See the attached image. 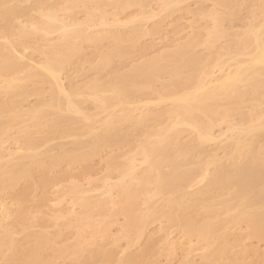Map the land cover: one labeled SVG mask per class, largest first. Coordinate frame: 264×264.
Wrapping results in <instances>:
<instances>
[{
  "label": "bare ground",
  "instance_id": "6f19581e",
  "mask_svg": "<svg viewBox=\"0 0 264 264\" xmlns=\"http://www.w3.org/2000/svg\"><path fill=\"white\" fill-rule=\"evenodd\" d=\"M188 1H160L157 15L192 13L194 31L172 51H155L151 45L140 47L142 38L159 33V27H145L154 13L122 18L132 8L145 11L152 5L147 0H0V145L12 133L18 145L9 152L0 146V195L28 184L19 194L13 190L15 195H9L16 205L15 224L28 230L27 237L33 235L26 217L38 214L33 210L48 200L45 196L36 207L28 204L37 190L64 180L67 171L57 172L62 166L84 165L104 150L133 146L143 137L126 163L119 161L121 157L110 160L108 176L117 179L110 182L107 176L102 197L78 185L68 189L73 206L81 210L64 209L58 217L69 221L75 245L57 248L48 232L34 235L35 243L28 245L21 242L22 236L17 238L15 225L6 230L0 222V263L55 264L60 258L68 264L157 261L154 239L139 252L124 251L121 257L97 245L118 217L125 219L122 230L128 248L136 246L149 226L164 220L196 238L204 252L197 263L196 248L177 245L184 254L182 264L264 261L263 251L244 244L239 255L229 256L237 227H246V238L264 242V0H204L213 8L192 12L184 6ZM110 7L116 12L108 13ZM242 10L249 11L248 22L239 31L228 29ZM81 12L84 18L78 19ZM21 17H28V25ZM228 23L231 27L226 28ZM221 41L228 43L226 48ZM86 45L98 50V58L83 60ZM199 47L208 50L207 57L196 52ZM28 49L30 56L25 55ZM152 50L158 51L154 57ZM148 51L151 57L126 66L137 53L146 56ZM92 58L98 59L95 64ZM79 59L92 62L94 77L89 73L91 81L85 84L72 77L75 70L80 76L89 72L82 70ZM32 96L38 100L26 109ZM187 135L191 140L184 142ZM208 144L213 145L211 152ZM44 168L57 172L56 178L45 173L39 177L37 170ZM196 182L204 188L193 191ZM10 213L5 209L6 216ZM174 255L170 249L168 257Z\"/></svg>",
  "mask_w": 264,
  "mask_h": 264
},
{
  "label": "rangeland",
  "instance_id": "374dc122",
  "mask_svg": "<svg viewBox=\"0 0 264 264\" xmlns=\"http://www.w3.org/2000/svg\"><path fill=\"white\" fill-rule=\"evenodd\" d=\"M51 1L53 2V0H51ZM160 1H162V0H147V2L152 4V5L149 8H147L145 11L138 9V8H132V9L128 10L127 12H125L122 15L123 16L122 18L124 20H126V19H129V18L136 16V18L139 19L142 17L150 16L152 13H154L153 15H155V16L153 18H151L148 22H146L145 27L147 30H149V29L154 30V29L159 27L160 28L159 33L155 34V36L142 38L141 43H140L141 46L140 45L139 46L141 48H143L144 46L147 47V46L151 45L154 47L155 51L156 50H160V51L171 50L172 51L174 48H176L175 46L178 45V43L180 44L184 40L187 41L189 39V37L192 35V33L194 31V28H193L194 16L192 15V13L184 12V11L173 13L169 17H167V15L165 13H161V12L159 13V15H157L159 12L158 5L160 4ZM56 2H57V0H56ZM63 2H65V0H63ZM184 6L187 7V9L191 12L196 11L197 9H199V7H204L207 10H210L213 8V4L211 2L204 1V0H189L187 3L184 4ZM110 8H108V13L116 12L115 11L116 9H113V8L110 9ZM30 14L31 15H33V14L38 15L37 13L32 14L31 12H30ZM36 15H34V17ZM82 15H83V13L79 14V15L76 14L77 18L79 17L78 19L84 18ZM238 15H239L238 19H236L232 23V26L234 24L235 27L233 26V28H232L230 26L231 25L230 23L225 24V27L226 28L231 27L228 29H234L235 31L241 30L243 24H245V22H248L247 20H249V19H247V18H249V11L248 10L247 11L246 10L239 11ZM24 18H28V17L22 18V20L24 22L21 21V19H20V21L25 24L27 21H25L26 19H24ZM199 19H200L201 23H204V19L202 18V16H200ZM26 24L28 25V23H26ZM55 35L56 34H54V37H56ZM57 36H59V35L57 34ZM50 37H51L52 41H54L53 39H55V41H56V38H57V41H59L58 37H56V38H54L52 36H50ZM55 41L52 43H55ZM225 41L219 42L221 47L222 46H225V48L227 47L228 43ZM38 43L40 45L41 44L44 45L45 42L43 43V41L40 40ZM40 45H37V43H36V46H40ZM167 45H170V48L169 47L167 48ZM171 45H174V46H171ZM197 49H196L197 50L196 52L199 53L200 55L205 56V54H206V57H207V54H209V52H206L208 50H204L203 47H199ZM155 51H153V53H151L152 57H154L153 55H155L158 52L157 51L156 53H154ZM31 53H32L31 49H28L25 51L26 56H30ZM98 54H99L98 50H96L94 46L86 45L84 48V57H83L84 59L83 58L82 59L85 60V57H86V59H89L88 61H91L90 57L92 56L94 58L95 57L98 58L97 57ZM147 54L148 55L145 54L146 56H144V54L141 52L137 53L133 57V59L128 61L129 64H127L128 62H126V64H127L126 66H128L130 64L133 65L136 62H137V64H139L142 62L141 60H145L144 58L151 57L149 51L147 52ZM34 57L37 58L36 55ZM37 59H40V57ZM92 60H93V58H92ZM94 60H98V59H94ZM94 60H93V64H95ZM88 61H86V62H88ZM83 62H85V61H83ZM83 62L81 61V63H82L81 66H83L82 70H83V68L84 69L88 68L89 69V70L87 69V71H89L88 74L92 73L90 71V68H89L90 63H92V62H89V65H87V63L85 64ZM78 64H79V61L76 64V66L80 65V64L79 65ZM134 65H136V64H134ZM86 66H88V67H86ZM131 66H129V67H131ZM126 68L128 69V67H126ZM74 69H76V68H74ZM73 71L74 70L70 71V74ZM75 72H76V70H75ZM75 72L73 73L72 77L76 80L75 82H78V83L85 84V82H87L88 80L91 81L90 80L92 78L91 76L94 77L93 73L91 76H90V74L89 75L86 74L87 75L86 76L85 72H84L83 74L85 76H80V75L76 74L77 72L76 73ZM68 74L69 73H67V75ZM67 75H65V76H67ZM216 75H219V72H217ZM165 76L167 77V78L165 77V80H168L169 77L167 75H165ZM163 78H164V76H163ZM65 81L68 82L69 80L66 78ZM82 84H80V85H82ZM152 98H153V96H152ZM37 100H38L37 97H34V96L29 97L27 102L25 103L26 109L31 104L35 105ZM190 136H188V135H187V137L185 136V138H184L185 140H183V141L189 142V140H191ZM15 138H16V134L12 133L11 136L8 139H6L0 146L4 150H8L6 152L17 149L18 145L15 142ZM142 138L143 137H137L133 146H128L127 144L126 145L122 144V146L119 145V146H117L118 148H115L113 150L112 149H109L106 151L104 150V152L101 153V155L93 158L91 161H89L87 163H84V165L80 166L78 164V166H75V167H72V165L71 166L64 165L60 168V170L62 172L59 170L58 171L55 170L58 173L59 172L63 173L64 171L65 172L67 171V173L69 174V175L68 174L67 175L69 177H67L66 173L64 172L66 175L65 177H67L66 179L64 177V180H62V181L57 180L59 183L58 182L56 183V181H55V184H57V185H54V186L50 185V187L47 188V190L46 189L44 190V191H46L45 193H44L43 189H42V191H41V189H39L32 196L33 199H32V202L28 204L29 207L33 206V205L36 207L37 206L36 203L41 201L42 197H45V196L47 197L48 202L41 205L40 209L38 207L37 209L33 210V213L35 210H37L38 214L35 211L36 214L34 213L35 214L34 216H32L33 214L31 213V216L29 214L26 217L27 220H26L25 224L28 226L32 225L31 227L29 226L30 227L29 230H31V228H32L30 233H32V235L34 236V235H40L43 232H48L50 235H52V237L56 238L57 248H63L66 246L75 245L77 242L75 231L72 228H69V226L67 225L66 221H68V220L65 221L64 219H62V220H64V221H62L61 219L59 220V217H58L59 215H61V216L63 215L62 212L64 213V209H65V212L68 210L74 209L75 210V212L73 211L74 213H78L81 210L80 208H78V206L77 207L73 206L75 199H73V195L70 194V191L68 189L72 188L75 185H78L83 191L84 190L90 191L91 189H93V192H91V193L89 192V194H91L92 196L102 197L103 196L102 194L104 192V189L102 187V182L106 180V178L109 174L108 169H109L110 160L113 157H121V158H119V161L126 163V160L129 156V154L131 152H133L137 146H139ZM54 143H55V141L53 142V144ZM53 144L51 143V145H53ZM47 148H48L47 150H49L50 147L48 146ZM44 149L46 150L45 147H44ZM44 149L42 152L45 151ZM212 149H213V145L208 144L206 147L207 152H211ZM51 150H52V152H54V150L52 148H51ZM51 150H50V152H51ZM52 152H51L52 155L56 154V152H54V154ZM45 157H47V156L45 155ZM50 157H51V155H49V157H48L49 160H50ZM48 158H44V160H46ZM40 170L41 169L37 170V172L39 174L37 172L35 174H38L40 177V176H44L43 174L45 173L47 175V177L52 178V180H53V178H56L55 175L58 174L57 172H54L53 170H52L53 172H51L50 170H48L46 168H44L41 171ZM40 173H41V175H40ZM35 176H37V175H35ZM34 179H36V178H34ZM116 179H117L116 176H110L109 177L110 182H115ZM199 180L200 179H198L197 182ZM31 181L33 182V180H31ZM32 182L28 181L27 183L33 184L34 182L33 183ZM35 182L38 184V182L36 180H35ZM197 182L195 183V185L199 184ZM203 182H205V181H203ZM36 183H34L33 185H37ZM206 183H207V181H206ZM24 184H25V182H23L22 184L20 183L19 185H17V187L12 189V192L14 190L15 194H19L22 190L25 189L23 187L28 185V184L27 185H24ZM201 185H203V186H201ZM204 186H205V184L202 183V184H199L197 186H194L192 188V190L194 191V190L198 189V187H199L198 190H200V189L204 188ZM66 190H68L69 193L66 192ZM62 191L63 192L65 191L64 194L67 193V195L65 197L64 196L62 197ZM12 192H10V194L4 195V196L0 195V222L3 223L6 230L11 229V228L14 229V225H15L16 226L15 231H16L17 238L19 239V237L22 236V239H24V237H27L29 235V234H27L28 230L26 232H23L25 230L24 229L25 227L17 226V224H15L18 216L16 213V205H14L15 202L13 203V201H12L14 199H11L12 197H10V196H13L11 194H14ZM114 198L117 200L116 196H114ZM224 198H226V196L220 197V199H224ZM61 199H64V200H61ZM145 208L146 207L143 205L141 210L144 211ZM5 209H9V211L11 212L9 214V216L5 215ZM139 214H141V212ZM63 222L66 223L67 226ZM124 224H125V219L123 217H118L117 222L111 227L109 235L106 238L101 239V237H100L96 240L97 245H99V246L103 245L104 249L108 250V252H118L119 256L121 257L123 255L124 251H127L128 254H135V251H136V253L139 252L140 250H142V248L145 246V244H147V241H149V239H154L158 244V250H159L160 254H159L157 261H155L152 264H182V262L184 260V254L180 248H178V247L176 248L177 245L178 246L181 245V247H184L186 249L196 248L197 252H195L194 260L197 263H201V261H202L201 256H202V254H204V252L201 249V245L198 243V240L196 238L186 237L181 230H179L175 227H171L167 221L160 220V221H157L156 223L152 224L151 226H149L146 229L144 236L140 240H138L136 246H134L132 248H128L127 242L123 238V230L122 229H123ZM21 231L23 233H21ZM232 233L235 235L237 241L232 243L233 246L229 252V256L236 255V253H238L237 255H239L240 250L242 249L241 247H239L241 244H244V246H246L249 249H254V250L258 249L259 251L264 252V242L259 243L255 240H250V239L245 237L246 227L244 225L241 227H237V228L233 229ZM21 234H23V235L26 234V236L25 235L23 236ZM33 236L27 237L26 240L24 239L25 241L24 240L22 241V239L20 238L21 242H26L28 245H33L35 243V239ZM166 239L169 240L171 245L166 244V242H165V241H167ZM170 249H174V251H175L174 257H168V252L170 251ZM4 263L5 262L0 263V264H4ZM68 263H69L68 260H66L64 258H62V259L60 258V259H58V261L55 264H68ZM233 264H238V263H233ZM240 264H241V262H240Z\"/></svg>",
  "mask_w": 264,
  "mask_h": 264
},
{
  "label": "snow or ice",
  "instance_id": "6c2138e0",
  "mask_svg": "<svg viewBox=\"0 0 264 264\" xmlns=\"http://www.w3.org/2000/svg\"><path fill=\"white\" fill-rule=\"evenodd\" d=\"M261 264H264V261H261Z\"/></svg>",
  "mask_w": 264,
  "mask_h": 264
}]
</instances>
